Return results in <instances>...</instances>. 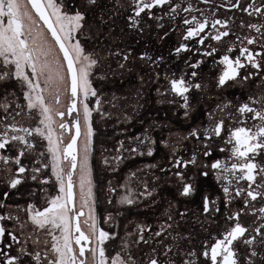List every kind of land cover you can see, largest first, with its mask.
I'll return each mask as SVG.
<instances>
[{
	"label": "snow or ice",
	"instance_id": "obj_1",
	"mask_svg": "<svg viewBox=\"0 0 264 264\" xmlns=\"http://www.w3.org/2000/svg\"><path fill=\"white\" fill-rule=\"evenodd\" d=\"M98 2L99 0H84L86 10L81 8L70 12L61 0H0V82L17 81L26 102L21 105L16 99L9 100L8 95L14 96V93L0 98V170L11 174L7 184L10 189H16L24 182L26 173L29 172L32 173L30 178L33 181L48 184L49 180L41 179L40 174L50 163L51 173L59 185V194L48 200L43 209L29 204L26 209L18 207L17 214L13 215L10 207L0 200V209H8L7 212H0V222L14 221L24 237L22 241L14 231L0 223V264H24V257H30L34 264H89V255L91 264H128L120 253L115 256L106 254L105 244L111 237L108 232L97 226L90 204L93 193L88 161L93 129L90 122L91 110L85 101L89 96L97 97L90 77L98 61L86 53L79 36L85 27L87 11ZM197 2L209 7L199 8L192 0H124V4H121V0H115L118 6H124L130 13L127 16L130 29L140 28L145 16L149 20L164 19V16H158L154 10L167 8L165 15L172 20H176L181 13L191 14L190 17L185 16L182 19L183 25L186 26L184 41L195 40L198 45L204 46L209 39L223 43L225 38L235 36V40L227 43L225 54L216 61L223 66L217 79L218 87L226 86L229 81H248L260 75L264 71V0ZM221 9L226 12H241L248 17H258L260 23H246L241 20L239 24L241 29L247 28L257 35L241 36L232 32L230 24L234 23L235 17L218 18L217 13ZM101 23H104L103 17ZM158 27H163V24H158ZM207 29L211 31H206ZM237 42L239 55L232 58L229 53L235 51ZM257 47L259 50H256ZM191 50L186 43H181L175 49V54ZM217 51L216 47H211V50L197 49L196 54L210 57ZM129 57L130 53L124 55L123 60L127 61ZM140 59L151 61L152 57L145 53ZM201 63L202 61L198 60L189 66L196 69ZM249 66L255 71L241 76V70H247ZM125 67L126 64H119V68ZM190 75L195 78L198 73L192 71ZM99 79L105 77L100 76ZM170 85L171 91L183 99L182 107L186 109L189 106L186 93L192 88H201V84L192 83L184 77L171 79ZM65 93L70 94L66 111L61 110L64 107L62 96ZM96 105L98 110L99 98ZM230 106L231 102L218 108L220 112H225ZM73 113H76V118L69 125L64 121V117L72 116ZM56 117L60 119L57 120ZM209 120L213 123L203 131V138L209 141L213 137L222 136L226 121L237 124L236 127L228 128L227 138L224 139V144L230 147L219 149L221 153H227V156L213 161L210 168L224 194V206L228 208L234 200L242 199L243 207L226 216L227 220L234 221L233 225L220 237L214 236V243L205 241L204 250L200 255L210 260L211 264H241L238 250L234 247L235 242L241 241L248 249L243 257V264H256V258L264 264V252L261 251L264 250V222L255 227H246L240 222L242 215L255 217L253 224L256 221H264V203L256 207V202L264 201V162L258 159L264 157V92L249 96L247 102L236 107L235 115L226 113L225 118L216 119L214 114L210 113ZM33 121L37 123L36 127L26 126ZM69 127L75 129V134L71 135L65 144L62 133L69 130ZM56 128L61 130V134H57ZM189 135L200 137L197 130H193ZM81 136L84 140L78 143ZM36 138L46 141V146L35 158L38 166L29 169L22 163V159L37 152L40 144ZM10 146L17 150L14 157L3 154L10 150ZM205 149L203 155L211 156L212 151L207 144ZM132 151L135 152L136 149ZM147 154L152 155L151 149ZM45 158L49 163L42 162ZM195 162L194 155L190 161L178 159L174 166L187 167L189 163ZM12 165H15V168ZM205 167L209 165L206 164ZM77 169L81 200L79 210L76 209L74 191L77 185L73 181V174ZM208 174L206 171L201 173L205 177ZM175 175L182 184L181 195H191L194 188L191 183L185 182L184 173L177 171ZM2 195L7 199L9 193L4 192ZM124 202L132 203L127 197ZM85 207L89 208V214L83 223L88 226L89 232L81 228L80 218L85 216ZM20 211L25 212V218L20 217ZM213 211L220 212L217 200L204 196L203 212L210 214ZM145 230L147 229L141 228V232ZM57 231L59 235L55 234ZM162 231L163 228L154 235L159 237ZM41 236L50 237L51 240ZM5 237L10 242L6 243ZM24 242L30 243L34 248L44 246V250L34 251L33 248L25 247ZM141 242L149 243L143 235L136 241L138 244ZM14 245H20L18 255H11L8 251L13 249ZM127 247L125 244L124 248ZM169 252H172V247L165 246V255ZM185 256L187 258L182 264H197L195 250L187 252ZM129 261L135 264L131 256ZM148 264L160 262L156 257H151ZM169 264H175V261L170 260Z\"/></svg>",
	"mask_w": 264,
	"mask_h": 264
},
{
	"label": "flooded vegetation",
	"instance_id": "obj_2",
	"mask_svg": "<svg viewBox=\"0 0 264 264\" xmlns=\"http://www.w3.org/2000/svg\"><path fill=\"white\" fill-rule=\"evenodd\" d=\"M192 2L202 9L209 7L198 3L197 0H192ZM216 2L219 3V0H216ZM154 11L158 16H164V19L160 21L149 20L145 16L142 26L137 29H130L128 27L127 16L130 13L126 11L124 6L121 14L117 9H112V13L108 11V16L114 18V20L109 19L112 22V29L119 24L122 26L123 56L130 53L129 59L124 61L126 67L122 77L123 93L121 96L117 95L111 99V106L114 109L116 106L117 109L120 107V100L117 99H122L123 120L122 122L119 121L122 123L119 126L121 128L120 136L116 135L114 137V133L110 136V138L114 137L112 145L117 146L118 150L117 153L110 154V156L112 160L116 159L117 156H119V159L123 158V163H118L117 168L122 171L123 174H121L126 182L122 203L118 201V186L115 185L114 181L109 186L106 208L109 225L111 227L110 237L113 241L112 249L114 256L116 255L115 252L120 253L121 257L125 261H128V264H131L129 256L135 260V264H148L151 257H156L160 264H169L170 260L175 261V264H180L181 261L187 258L185 254L193 250L197 253V264H211L210 260H206L200 255L204 250V242L208 241L209 244L214 243V236L220 237L222 233L233 225L234 221L227 220L226 216L242 208L243 200L236 199L226 208L224 206V194L221 191V186L216 180L215 173L210 168L213 161L223 159L227 156V153H221L219 149L221 147H230V145L224 144V139L227 138L228 128L236 127L237 124L226 121L225 132L222 136L220 138L213 137L210 141L203 138V131L213 123V121L209 120L210 113L214 114L216 119L225 118L226 113L235 115L236 107L241 103L247 102L249 96H256L264 92V79H261V77H264V71L248 81L237 79L236 81H229L222 88L218 87L217 79L223 66L217 64L216 61L220 56L225 54L227 43L235 40V36L225 38V42L223 43H217L209 39L205 42L204 46L198 45L195 40L184 41L183 34L186 26L183 25L182 19L185 16L190 17L191 14L181 13L177 16L176 20H172L165 15L167 8L163 10L155 9ZM217 16L220 19H227L228 16L235 17V21L230 24V28L232 32L241 36L257 35V33L247 28L241 29L239 27L241 20L246 23L261 22L258 17H248L244 13L235 11L226 12L223 9L219 10ZM158 24H163V27H158ZM206 31L210 32L211 29H207ZM181 43H186L192 50L182 52L179 55L175 54V49ZM209 46L216 47L218 49L217 53L210 57L196 54L197 49L200 51L211 50ZM248 47L253 48V46ZM256 50H259V48L257 47ZM145 53L152 57L151 61L140 59L141 55ZM229 55L232 58L239 55V42H237L235 51L229 53ZM198 60L202 61V63L198 68L192 69L189 65ZM192 71L198 73L195 78H192L190 75ZM254 71L249 66L247 70H241V76H246L248 72ZM165 74L168 75L167 78ZM181 77H184L186 80H191L192 83L201 84L200 89L192 88L186 93L189 98V106L187 109L182 107L184 103L183 99L171 91L170 80ZM97 94L99 95V92ZM102 95L103 93H101ZM167 96L171 97L167 101L174 104L172 113L176 115L174 116L176 120L175 126L178 123L177 128L180 132H175V135H171L172 140L170 143L175 147L172 149L177 151L178 148L177 144L173 143V138L183 136L185 145L188 148L187 151L190 153L189 160L179 159L177 152L173 151L172 155L164 161L163 145L168 141H164L163 137L165 120L167 118V113L163 109V103L164 98H168ZM67 98L62 109L64 111H66L70 94H68ZM229 102H231V106L225 112H220L218 106L222 108ZM114 109L113 111L115 112ZM75 118L76 113H73L72 116L66 115L64 121L70 125V122ZM56 119L59 120L60 118L56 117ZM110 121L114 122V119ZM193 130H197L200 133L199 138L189 135ZM55 131L57 134H61L59 128H56ZM113 132L118 133V127H114ZM72 133L73 128L71 127L62 133V139L65 144L69 141ZM94 137L92 135V141ZM83 138L81 136L78 143H81ZM205 144L212 151V155L209 157L203 155L206 150ZM132 149H136V151L134 152ZM149 149L152 151L151 156L147 154ZM3 154L14 157L17 154V150L10 146V150ZM33 155L31 157L26 155L22 159V163L29 169L38 166L37 164H33L37 156ZM194 155L196 157L195 164L189 163L187 167H179L184 173L185 182L191 183L194 188V192L191 195L182 196V184H179L180 181L175 175L179 171V168L174 165L178 159L190 161ZM258 159L264 162V157H259ZM44 161L46 163L49 162L47 158ZM206 164L209 167H205ZM12 167L15 168V165H12ZM205 171L209 173L206 177L201 175ZM31 174V172L26 173L27 178L24 182L16 189H10L7 181L11 174L0 170V200L4 201L10 207L13 215L17 214L18 207L20 209H26L35 198V194L40 192V182L33 181L30 178ZM121 174L119 176L117 175V177L121 178ZM77 175L78 169L73 174V181L77 185L74 191L76 209L79 210L81 202ZM40 176L41 179L47 178L50 183L52 176L51 170L49 168L43 169ZM110 177L114 180L117 179L114 174ZM244 183L246 186V182ZM4 192L9 193L7 199L2 195ZM148 193L151 194L148 195ZM179 195L193 204L195 202L202 203V213H204V196L207 195L211 199L217 200L220 212L216 213L213 211L209 214L211 216V222L210 220L208 221L209 231L203 233L199 241L196 240V236L198 237V235L194 233L195 218L193 212L191 213L189 209H186L182 212L185 215L181 219L179 217ZM125 197L130 199L132 203L124 202ZM261 203H264V201L256 202V207H259ZM7 211L8 209H0V212ZM83 211L85 212V216L80 218L81 228L85 232H89L88 226L83 223L89 213L86 208ZM19 215L21 218H25V212L20 211ZM254 220L255 217L251 215H242L240 217V222L246 227L249 225L255 227L257 224L264 222L256 221L253 224ZM0 223H4L9 230L14 231L24 241V237L21 235L14 221ZM141 228L147 230L141 232ZM162 228V235L156 237L154 235L155 232L161 231ZM182 231L185 232L183 233L184 238H180L179 232ZM55 234L58 235V231ZM141 235L149 243H136ZM121 236L122 246L120 247L117 244L120 242ZM41 238L51 240L50 237L41 236ZM197 241L198 243H196ZM5 242H10L7 240V237H5ZM125 244L128 245L127 248H124ZM24 246L33 248L34 251L43 252L44 250V246L34 248L28 242H24ZM165 246H171L172 252L165 255ZM19 247L20 245H14L13 249L8 251H10L11 255H18ZM234 247L238 250L241 264H243V257L248 251L247 247L241 241L235 242ZM261 251L264 252V250ZM179 252L184 254L182 260L179 257ZM23 259L24 264H34L30 257H24ZM258 261L259 258H256V262Z\"/></svg>",
	"mask_w": 264,
	"mask_h": 264
},
{
	"label": "rangeland",
	"instance_id": "obj_3",
	"mask_svg": "<svg viewBox=\"0 0 264 264\" xmlns=\"http://www.w3.org/2000/svg\"><path fill=\"white\" fill-rule=\"evenodd\" d=\"M66 7L71 12L74 9H87V5H84V0H67ZM121 4H124V1L121 0ZM112 9L119 10L121 14L123 12V6H118L115 3V0H99L98 4L91 8V10L87 11V17L85 22V27L83 29L82 34L79 36L81 40L82 46L85 48L87 54H90L93 58L98 61V64L94 66L92 69V75L90 77L93 88L96 92H99L97 97L89 96L88 99L85 101L89 109L91 110V127L93 129V141L91 145V153L89 156V168L91 170V179H92V193H93V200L90 202L91 207L93 209V214L96 218L97 226L103 229L104 231L111 233V227L109 225L108 217H107V197L110 189V183L114 181L115 185L119 188V196L118 201L122 203L123 196H124V185L126 182L122 176V171L118 170L117 164L123 163V158L119 159V156L116 159L112 160L110 154L117 153V146L112 145V140L116 135L121 134V128L119 126L122 125V99L120 100V107L114 109L111 106V99L114 96H121L123 93L122 90V77L124 69L119 68L120 63H124L123 60V49L120 52V55L113 56V53H109L111 45L108 43L110 42H120V37H115L112 35V22L109 19H113L112 17L108 16V11L112 13ZM101 17H103L104 23H101ZM120 19H122L120 17ZM46 31V30H45ZM50 40V36H48ZM101 51V52H100ZM58 52V49H57ZM62 59V58H61ZM137 63V62H136ZM137 65V64H136ZM166 75V74H165ZM100 76H104L105 79H99ZM168 75H166V78ZM118 89L117 91H115ZM14 93L15 95H8V99H16L18 103L24 105L26 102L23 99V91L19 83L15 80H10L7 82H0V98L4 97L6 94ZM101 93L103 95L101 96ZM68 93H65L62 96L63 104L65 105V101L68 99ZM100 97V105L97 110L96 100ZM168 98H164L163 109L166 111V122L164 126V141H168L163 145L164 151V161L172 155V152H177L179 159H188L190 158V153L187 151V147L185 145V139L183 136L173 138V143L177 144V151L173 150L175 148L170 141L172 140L171 135H175V132H179L177 125L175 126L176 120L174 119V115L172 110L174 109V104L169 103L167 100L171 99V97L167 96ZM14 107V105H13ZM64 108V107H63ZM62 108V109H63ZM61 109V110H62ZM115 110V112L113 111ZM116 116L115 118H113ZM114 119L113 121H110ZM121 121V122H119ZM180 122V121H179ZM31 127H36L37 123L33 121L30 125ZM118 127V133L113 132V128ZM187 129V128H185ZM114 133V137H111V134ZM180 133V132H179ZM186 133V131H185ZM118 136V137H119ZM37 142L40 144L35 155H38L39 151H44L46 146V141L40 140V138H36ZM84 140V138H83ZM81 141V143L83 142ZM187 140V139H186ZM188 141V140H187ZM112 145V146H111ZM111 146V147H110ZM114 146V147H113ZM113 149V150H111ZM120 154V153H119ZM122 154V152H121ZM33 155L29 154L27 156L31 157ZM33 155V156H35ZM36 158V157H35ZM107 161V162H105ZM43 163H46L44 160ZM49 163V162H48ZM129 163V162H127ZM33 164H36L35 162ZM31 166V165H30ZM32 167V166H31ZM49 170H51V166L49 163ZM179 171L182 170L179 168ZM122 173V174H121ZM114 174L115 177L121 174V178L117 177V179H113L110 176ZM79 176V169L77 175V182ZM53 181V182H51ZM51 181L48 184H45L48 187V191L50 194V199L57 196L59 194V185L56 181L55 177L51 176ZM180 181V180H179ZM181 181L179 182V184ZM41 184V183H40ZM79 191V187H78ZM81 202V200H80ZM178 203L180 206L179 217L182 218L181 213L186 209H189L191 213L193 212L195 218V225H194V233L198 235L196 236V240L199 241V238L206 233L208 230V221L211 222V216L209 214L202 213V203L195 202V204L187 201L184 197L179 195ZM89 213V208L85 207ZM184 220V218H183ZM184 231L179 232L180 238L183 237ZM122 236L120 237V242L117 245L122 246ZM198 241L196 243H198ZM113 241L111 238L106 241L105 250L106 254L109 256H114V251L112 249ZM116 249V248H115ZM117 254V252H115ZM184 254L179 252V257L182 260V256ZM89 263L91 262V256L88 258ZM182 264V261L180 262ZM256 264H261L259 260Z\"/></svg>",
	"mask_w": 264,
	"mask_h": 264
},
{
	"label": "built area",
	"instance_id": "obj_4",
	"mask_svg": "<svg viewBox=\"0 0 264 264\" xmlns=\"http://www.w3.org/2000/svg\"><path fill=\"white\" fill-rule=\"evenodd\" d=\"M39 187L40 192H37V194H35V198L31 201L30 204L34 205L37 209H43L47 206V201L50 200V194L45 184H40Z\"/></svg>",
	"mask_w": 264,
	"mask_h": 264
},
{
	"label": "crops",
	"instance_id": "obj_5",
	"mask_svg": "<svg viewBox=\"0 0 264 264\" xmlns=\"http://www.w3.org/2000/svg\"><path fill=\"white\" fill-rule=\"evenodd\" d=\"M67 0H61V2L66 5ZM67 8V7H66ZM68 10V9H67ZM112 35H115V37H120L121 40L120 42H110L108 43L109 45H111L110 47V52L109 53H113V56H116V53H120L121 50L123 49V32H122V26L121 24H119L118 26H116L114 29H113V33ZM101 52V51H100Z\"/></svg>",
	"mask_w": 264,
	"mask_h": 264
},
{
	"label": "water",
	"instance_id": "obj_6",
	"mask_svg": "<svg viewBox=\"0 0 264 264\" xmlns=\"http://www.w3.org/2000/svg\"><path fill=\"white\" fill-rule=\"evenodd\" d=\"M50 36V35H49ZM61 58H62V54H61ZM65 68H66V65H65ZM75 134V129H73V133H72V135H74ZM70 140V139H69Z\"/></svg>",
	"mask_w": 264,
	"mask_h": 264
}]
</instances>
